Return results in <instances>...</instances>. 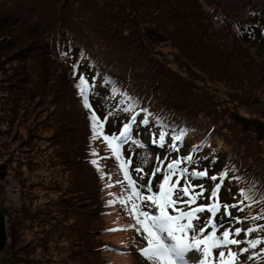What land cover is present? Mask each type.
<instances>
[{
  "label": "rangeland",
  "instance_id": "1",
  "mask_svg": "<svg viewBox=\"0 0 264 264\" xmlns=\"http://www.w3.org/2000/svg\"><path fill=\"white\" fill-rule=\"evenodd\" d=\"M263 2L0 0V203L9 235L1 262L17 249L19 264H97L91 248L102 245L100 264H165L144 257L149 236L137 222L160 215L163 184L172 200L188 189L166 209L192 213V228L187 215L173 224L199 242L186 264H264V122H251L264 119L263 41L252 32L260 24L264 34ZM58 33L93 54L53 62L44 43ZM139 96L217 135L203 142L201 131L184 130L196 135L154 142L166 130L138 118L120 141ZM225 231L237 243H226Z\"/></svg>",
  "mask_w": 264,
  "mask_h": 264
},
{
  "label": "trees",
  "instance_id": "2",
  "mask_svg": "<svg viewBox=\"0 0 264 264\" xmlns=\"http://www.w3.org/2000/svg\"><path fill=\"white\" fill-rule=\"evenodd\" d=\"M261 5H264V2ZM244 6H247V5L244 4ZM14 8H13V10H14ZM259 11L260 12L258 13V15H256V19L261 21L263 23V26H264V8L260 9ZM26 21H27V18H25L23 20L22 26L25 25ZM38 23H39V21H38V18H37V22L34 25V28H38ZM260 27H261L260 24H257L255 26H253L252 32L254 34L260 36V38L257 39L256 41H260L261 43L263 41V43L258 47L257 51H259V52L264 54V34L262 33L263 30ZM243 39H247V40L250 41L248 36H244ZM74 42H75V39H73L72 37H70V38L69 37H65V35H63L61 33H58L53 39H50L47 42L45 41L44 44L47 46V48L53 49V52H54V60H53V62H56V63L68 64V63H70L71 61H73L75 59V55L78 54V53L89 52V54H93L84 45H78V46L74 47L73 46ZM68 50H71V51L68 53ZM98 61H99V65L104 66L102 60H100L98 58ZM114 68L115 67H113V68L112 67H109V68L107 67L105 69H106V71L108 73L109 72L115 73V72L112 71ZM27 77L28 76H26V78ZM87 81H88V79L86 80V83H87ZM86 83L83 84V85H86ZM33 96H35V95L32 94V97ZM140 99H141V96H139V99H138L139 102H138V107L137 108H138V112L139 113H142V110L144 111L142 117H146L147 121L148 120L149 121L156 120V127L158 129H162V127H163L166 130V132L159 131V134H160L159 139H161V137H163V140L165 141V140H167V138H169V135H171V134L175 137L174 139H180V138H183L185 136L187 138L190 134L191 135L192 134L196 135L195 132H193V131H187V133L182 132L184 130H198V131H201L203 133L202 129H200L199 127L198 128H193V129H190L188 127H184V125H182L183 123L181 122L180 118L176 117L169 110H166L165 108H163L162 104H160L158 107H155V105L153 104V100H151L150 97H148L147 100L150 99V102H152V105H149L150 102H148V104H146L147 100H146V102H143ZM261 107H264V103L262 104ZM152 117H156V119H153ZM242 120L246 121L244 118ZM251 122L254 123V124H257V123L260 124L261 122H264V119H257L255 121H251ZM180 124H181L182 128L180 127ZM90 128H91V125L89 123H87V129L89 130ZM215 129H216V127L214 125L209 127L208 130H206L205 133H203L204 136H203V139H201V140H203V142H207V141H209L211 139L210 138V134H213L212 136L217 135V132H215ZM85 139H87V141H86V144H87L88 137L86 136ZM2 169H3V167L0 166V170H2ZM256 173L253 176L252 180L255 179V178H259V176H261V175H258ZM1 178H3V176ZM59 203L60 204L61 203H67V200L63 199ZM0 205H1V209L3 211L2 204L0 203ZM8 242H9V235H8L7 244H6L5 248L0 252V255L2 253L6 252L5 250L8 248ZM15 247H16V244H15ZM104 247L105 246H102V245L101 246L95 245L93 248H91L92 252L97 256L98 262H99V258L101 257V253L105 252V248ZM18 252L19 251L17 249L14 250L12 256H10V255H8L6 253V263L10 264V262H13V264H15V261H16V264H19ZM37 255L40 258L47 257L46 255H42L41 252H37ZM50 259H51V257H47V259L45 261H43V262L38 261V263H35V262L31 263L30 261H28V263L29 264H50ZM98 262H96V263L98 264ZM1 263L4 264V262L3 261L1 262V260H0V264ZM102 263L103 264H107V262H105V261H102ZM99 264H100V262H99Z\"/></svg>",
  "mask_w": 264,
  "mask_h": 264
},
{
  "label": "snow or ice",
  "instance_id": "3",
  "mask_svg": "<svg viewBox=\"0 0 264 264\" xmlns=\"http://www.w3.org/2000/svg\"><path fill=\"white\" fill-rule=\"evenodd\" d=\"M127 131V127L125 129ZM99 135V133H98ZM104 139L107 141L109 140L108 137H104ZM163 139V137H161ZM111 146V145H109ZM95 163V162H94ZM169 168H173L174 165H169ZM194 175H205V173H195ZM125 176L127 178V172H125ZM165 183H168L167 178L165 179ZM178 183V181L173 183V187H175V184ZM129 184L133 186V193L134 195L139 198L140 192L137 191L134 187V182L129 180ZM188 189L184 188L181 190V193L187 194ZM181 193L176 194V200H172V189L170 188L167 192L164 191V185H161V192L160 197L163 198V203L159 204L158 207L160 209V215L159 216H149L147 213H142V215L145 217V220H140L139 217H137V222L141 224L144 227V230L148 233L149 240L148 244L149 247L142 249L143 255L145 257H148L149 259H154L158 261H164L165 264H175V262L172 260V257H175L176 260L180 261V264H186L185 262V253H187L190 249L195 248L198 246L199 242L197 244H190L187 242V236L185 235H177V232L185 233V227L180 226L177 229L173 228V224L175 220H179L183 218L185 215L189 217V224L187 225V228H192L191 224V216L192 213H180L179 217H172L169 215L166 211L168 207H174L176 202L181 199ZM132 197L130 196L129 199ZM145 199L152 201L153 203H157L156 200L153 199V196H147ZM124 203V201H121ZM137 206L133 204V210L135 211ZM203 209H198V211H202ZM150 221V223H149ZM169 238L171 242H166L165 235ZM223 236L225 238L226 243L235 244L237 241L227 239L229 237V232L225 231L223 233ZM220 256H223V252L219 254Z\"/></svg>",
  "mask_w": 264,
  "mask_h": 264
},
{
  "label": "water",
  "instance_id": "4",
  "mask_svg": "<svg viewBox=\"0 0 264 264\" xmlns=\"http://www.w3.org/2000/svg\"><path fill=\"white\" fill-rule=\"evenodd\" d=\"M6 244H7L6 220L0 205V252L5 248Z\"/></svg>",
  "mask_w": 264,
  "mask_h": 264
},
{
  "label": "bare ground",
  "instance_id": "5",
  "mask_svg": "<svg viewBox=\"0 0 264 264\" xmlns=\"http://www.w3.org/2000/svg\"><path fill=\"white\" fill-rule=\"evenodd\" d=\"M102 62H103V61H102ZM128 87H130V85L127 84V88H128ZM129 97H134V98H136V94H134L133 96H129ZM149 105H152V102H150ZM2 212H3V211H2ZM3 215H4V213H3ZM4 217H5V215H4ZM5 220H6V218H5ZM6 231H7V226H6ZM7 241H8V233H7Z\"/></svg>",
  "mask_w": 264,
  "mask_h": 264
},
{
  "label": "clouds",
  "instance_id": "6",
  "mask_svg": "<svg viewBox=\"0 0 264 264\" xmlns=\"http://www.w3.org/2000/svg\"><path fill=\"white\" fill-rule=\"evenodd\" d=\"M121 139H122V141H123L124 137H121V136H120V141H121Z\"/></svg>",
  "mask_w": 264,
  "mask_h": 264
}]
</instances>
